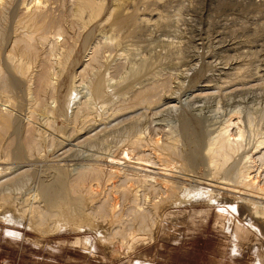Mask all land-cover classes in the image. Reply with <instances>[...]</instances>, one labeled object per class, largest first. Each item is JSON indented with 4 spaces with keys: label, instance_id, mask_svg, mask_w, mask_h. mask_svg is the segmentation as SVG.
<instances>
[{
    "label": "rangeland",
    "instance_id": "rangeland-1",
    "mask_svg": "<svg viewBox=\"0 0 264 264\" xmlns=\"http://www.w3.org/2000/svg\"><path fill=\"white\" fill-rule=\"evenodd\" d=\"M98 1L99 9L85 11L79 9L80 0H3L0 4V62L15 81L13 89L19 101L13 106L0 99L1 108L11 112L16 121L12 128L15 133L11 130L5 142L11 145L5 146L18 156L12 157L21 155L27 160L31 155L22 146L40 132L45 137L44 148L29 160L42 156L39 161L34 159L30 179L20 186L3 188L11 194L2 193L10 198V204L0 195V264H264V215L249 202L254 200L261 209L264 201L248 195L256 188L264 191V0ZM127 2L135 3L127 10L135 12L136 8L139 24V30L131 36L110 27L113 10L122 9ZM25 6L40 13L38 23L45 24L48 33L46 41L34 33L33 58L26 57L21 49L20 41L30 30L25 25ZM143 16L150 19L149 23L141 21ZM60 27L66 31H59ZM137 64L142 71L131 78ZM19 68L27 72L24 78ZM43 68H47L46 73ZM43 74L53 82L48 88L53 95L48 90L46 101L39 100L44 109L38 106L40 96L34 91ZM98 78H106V84L112 87L109 93L113 88H126L119 95L106 94V98L98 99L92 90ZM138 90L151 91L146 106L138 103ZM169 98L174 101L166 104ZM129 111L139 113L131 120L123 119L132 113ZM87 115L96 117L97 125L87 124ZM94 125L103 129L100 135L107 141L95 146L78 143L79 134L93 130ZM220 135L238 143L237 154H230L231 163L250 171L253 188L247 190L243 184L221 180L210 172L206 154L209 144L217 147L213 141ZM137 138L141 145L134 147ZM173 140L179 141L181 157L170 154L169 159L166 152L170 149L164 152L154 147L156 142L164 145ZM125 152L132 157L130 161ZM97 155L102 156L100 161L95 160ZM110 157L124 163L116 167L109 162ZM139 157L148 171L132 162ZM161 157L168 158L164 162L172 170L163 167ZM14 161L22 160L13 159L0 166L15 168ZM94 163L104 166V178L101 184L95 176V182L89 180L100 194L97 204L96 199L93 202L96 206L103 200L114 202L120 219L106 232L107 241L103 226H90L91 216V220L78 217L81 222L69 219L70 206L76 208L74 201L68 209L61 204L65 218L51 222V228L32 222V209L44 211L50 206L41 195V186L52 183L57 172H63L72 182L73 194H80L74 179L83 171L91 174L88 166ZM161 167L172 175L158 173ZM148 175L171 180L178 176L184 185L178 188L177 196L162 204L167 193L156 178ZM129 189L132 197L124 194ZM155 203L160 204L156 210ZM21 208L25 212L21 220L10 218ZM135 211L147 212L149 228L142 226L144 220L136 218ZM102 214L95 216L99 217L96 221L107 224ZM85 239L89 245L84 244Z\"/></svg>",
    "mask_w": 264,
    "mask_h": 264
},
{
    "label": "bare ground",
    "instance_id": "bare-ground-1",
    "mask_svg": "<svg viewBox=\"0 0 264 264\" xmlns=\"http://www.w3.org/2000/svg\"><path fill=\"white\" fill-rule=\"evenodd\" d=\"M119 1H121V0H118L117 2H119ZM3 2V0L1 1V3ZM42 2V1H41ZM0 3V4H1ZM4 4V3H3ZM38 4V3H37ZM39 4H40V1H39ZM39 4H38V6H39ZM132 4H135V3H132ZM132 4H131V2H127L126 4H125V7H123L122 9H119V10H113V23L111 24V26L110 27H113V28H115L116 29V31H118L119 33L118 34H120V33H123V34H125V35H128V36H131V35H134L138 30H139V24H138V22L136 21V19H137V14L135 13L136 12V8L134 9L135 10V12H133V11H129V10H127V9H131L133 6H132ZM2 5V4H1ZM42 5V4H41ZM34 6V5H33ZM10 7V6H9ZM35 7V6H34ZM43 7V6H42ZM41 7V8H42ZM79 7V6H78ZM101 7V5H99V1L97 0H80V10L81 11H85V10H92V9H94V8H97V9H99ZM114 7H117V5L116 6H114ZM122 7V6H121ZM25 9H26V11H24L25 12V25H26V27H28L30 30H29V32L26 34V36L25 37H23V39H21V43H23V46H22V53L23 54H26V57H27V55H29V58H30V56L32 57V56H35V51H34V49H35V47H34V44H33V40H34V35H38V38L40 39V40H44V41H46V39L48 38L47 36H48V33H47V35H46V30H47V28H46V26H45V24H39L38 22V16H39V14L40 13H38L37 11H31L32 9H31V7L30 6H25L24 7ZM33 8V7H32ZM38 8V7H37ZM45 8V7H44ZM31 9V10H30ZM36 9V8H35ZM34 10V9H33ZM39 10V9H38ZM42 10V9H41ZM105 10V9H104ZM23 12V11H22ZM78 13V12H77ZM2 14H3V11H2ZM105 15V14H104ZM1 16H3V15H1ZM111 16V15H110ZM6 17V16H5ZM51 17V16H50ZM86 17V16H85ZM140 17L141 16H139V19H140ZM89 17H87V20H89L88 19ZM0 19H2L1 17H0ZM41 19H42V17H41ZM68 19V18H67ZM139 19H138V21H139ZM3 20V19H2ZM71 20V19H70ZM149 18H144V16L141 18V21L143 22V23H149ZM105 21V20H104ZM104 21H101L102 23H104ZM5 22V21H4ZM56 22V21H55ZM65 22V21H64ZM83 22H84V20H83ZM85 22H86V20H85ZM142 22H141V24H142ZM155 22V21H154ZM69 23H71V22H69ZM75 23V22H74ZM151 23V22H150ZM76 24V23H75ZM79 24V23H78ZM87 24V23H86ZM105 24V23H104ZM48 25V24H47ZM82 25V24H81ZM49 26V25H48ZM47 26V27H48ZM56 26V25H55ZM60 26V25H59ZM72 26V25H71ZM101 26V24L99 25V27ZM104 26V25H103ZM105 27V26H104ZM109 27V28H110ZM107 28V27H106ZM26 29V28H25ZM48 29H49V27H48ZM55 29H57V27L55 28ZM60 29V30H59ZM58 30L59 31H61L62 32V29H63V27H62V29H61V27L59 28ZM65 29V28H64ZM63 29V33H64V31H66V30H64ZM92 29V28H91ZM52 30V29H51ZM54 30V29H53ZM73 30V29H72ZM71 30V31H72ZM32 31V32H31ZM57 31V30H56ZM1 32V31H0ZM34 33H36V34H34ZM53 33H54V31H53ZM59 33V32H58ZM94 33V32H93ZM105 33V32H104ZM50 34V33H49ZM66 34V33H65ZM64 34V35H65ZM90 34H92V33H90ZM117 34V33H116ZM23 35V34H22ZM57 36V35H56ZM60 36V35H59ZM70 36V35H69ZM122 37V36H121ZM3 38V37H2ZM52 38V37H51ZM54 39V38H53ZM20 40V39H19ZM65 40V39H64ZM53 41H55V40H53ZM89 41V40H88ZM56 42V41H55ZM36 43V42H35ZM71 44V43H70ZM57 45V44H56ZM74 45H76V42H75V44ZM66 47H67V45H66ZM65 47V48H66ZM69 47H70V45H69ZM62 48V47H61ZM72 48V47H71ZM71 48H69V49H71ZM20 49V50H21ZM37 49V48H36ZM68 49V48H67ZM64 50H66V49H64ZM64 50H63V52H64ZM73 52H74V48H73V50H72ZM94 53V52H93ZM37 54V53H36ZM95 54V53H94ZM94 54H93V56H94ZM22 55V54H21ZM62 56V55H61ZM67 56H68V54H67ZM37 57V56H36ZM66 57V56H65ZM33 58V57H32ZM94 58H95V56H94ZM52 59V58H51ZM97 59V58H96ZM95 59V60H96ZM47 60V59H46ZM94 60V61H95ZM64 61V60H63ZM145 61H147V59L145 60ZM14 62V61H13ZM61 62V61H60ZM17 63V62H16ZM45 63V62H44ZM62 63V62H61ZM144 63V62H143ZM59 64V63H58ZM65 64V63H64ZM138 64H139V62H138ZM137 64V69L136 70H134V71H132V74H131V78H135L136 76H139V74L141 73V71H142V68H139V65ZM18 64H16V66H17ZM21 65V64H20ZM31 65V64H30ZM29 65V66H30ZM46 65V64H45ZM50 65V64H49ZM56 65V64H55ZM136 65V64H135ZM42 66V65H41ZM44 66V65H43ZM144 66H145V64H144ZM59 67V66H58ZM26 68V67H25ZM41 68V67H40ZM134 68H136V67H134ZM134 68H131L132 70L134 69ZM12 69V68H11ZM43 70L45 71V70H47V68L46 69H44L43 68ZM42 70V71H43ZM10 71V70H9ZM19 73H21V77L22 78H24V76H26V74H27V72L25 71V70H21L20 68H19ZM18 71H17V73H18ZM82 71V70H81ZM18 73V74H19ZM41 73H43V72H41ZM45 73H46V71H45ZM47 73H48V71H47ZM49 74V73H48ZM51 74V73H50ZM8 75L9 74H7L6 73V71L4 70V68L2 67V65H1V62H0V99H2V100H4L5 102H8V103H10L9 105H13V106H16V105H18L19 104V101H17V96H16V94L14 93V89H13V85L15 84H13V81L8 77ZM11 75V74H10ZM38 75H41V74H38ZM45 74H43V76H44ZM12 77V76H11ZM14 77H17V76H14ZM20 77V78H21ZM45 77V78H44ZM43 77V79L41 78V80H39V78H40V76L38 77V83H37V87H36V89L34 90L35 91V93H36V95L35 96H37L38 94H39V96L40 97H38L37 96V103L39 104V103H43V99H44V101H46L45 100V98H44V95L45 94H47V91L49 90V93H50V89H48L50 86H51V84L53 83L51 80H50V78H49V75H45ZM100 77V76H99ZM18 78V77H17ZM51 78H53V77H51ZM126 78H128V76L126 77ZM137 78V77H136ZM16 81H18L17 79H15ZM128 80V79H127ZM126 80V81H127ZM109 81V80H108ZM108 81H107V83H108ZM15 82V81H14ZM52 82V83H51ZM92 83V82H91ZM17 84H19V83H17ZM128 84V83H127ZM90 85V84H89ZM34 86V85H33ZM53 86H54V84H53ZM53 86H52V88H53ZM125 86H128V85H125ZM205 86V85H204ZM203 86V87H204ZM207 86V85H206ZM15 87V86H14ZM91 87V86H90ZM118 87V86H117ZM109 88H111L112 89V87L111 86H108L107 84H106V78H105V80L103 79V78H98L94 83H93V85H92V90H93V94L98 98V99H101V98H106L107 96H105L106 94H108V95H110L111 96V94H121L122 92H123V90L126 88V87H118L117 89H115V88H113V90H111L112 92L111 93H109L108 92V90H109ZM211 88V87H210ZM203 89H209V88H203ZM52 90V89H51ZM152 90H153V88H152ZM159 90V89H158ZM143 91V90H142ZM201 91V90H200ZM59 92V91H58ZM126 92H127V90H126ZM148 92H151V91H144V92H139V90H138V93H137V95L139 94L140 96H139V101H138V103H140V105H147V104H149V95H148ZM48 93V94H49ZM56 93V92H55ZM61 93V92H60ZM154 93V92H153ZM50 94H52L53 95V92H51ZM71 94V93H70ZM124 94H126V93H124ZM156 94V93H155ZM189 95H191L190 93H188L187 94V96L189 97ZM61 96V95H60ZM109 96V97H110ZM112 97H114V96H112ZM120 97V96H119ZM136 97V96H135ZM202 97V96H201ZM33 98V97H32ZM93 98V97H92ZM29 99V98H28ZM97 99V100H98ZM171 98H169L168 100H167V102H166V104H170V103H172L174 100H170ZM36 100V99H35ZM39 100H41V102H39ZM63 100L65 101V95H64V97H63ZM68 100V99H67ZM106 100V99H105ZM1 101V100H0ZM1 102H3V101H1ZM35 102V101H34ZM94 102V101H93ZM97 102V101H96ZM36 103V104H37ZM41 103V104H42ZM65 103V102H64ZM63 103V104H64ZM107 103V102H106ZM110 103V102H109ZM21 104V103H20ZM38 105V106H42L41 108H43V104L42 105ZM83 104H84V102H83ZM8 105V106H9ZM69 105V104H68ZM34 106V105H33ZM65 106V105H64ZM19 107V106H18ZM40 107H39V109H40ZM83 107V106H82ZM88 107V106H87ZM16 108V107H15ZM36 108V107H35ZM44 109V108H43ZM64 109V108H63ZM5 110V111H4ZM41 110V109H40ZM39 110V111H40ZM108 110V109H107ZM82 111V110H81ZM80 111V112H81ZM102 111V110H101ZM140 111V110H139ZM139 111H138V113H139ZM38 112V111H37ZM41 112V111H40ZM94 112V111H93ZM97 112V111H96ZM128 112V111H127ZM130 112H132V111H129V113ZM34 113V112H33ZM49 113H51V112H49ZM95 113V112H94ZM117 113V112H116ZM122 113V112H121ZM138 113H134V112H132V113H130V114H126L125 116H124V118L123 119H125V118H131L132 116H136V114H138ZM59 114V113H58ZM99 114V113H98ZM124 114V113H123ZM13 114H11V112H9V111H6V109H2L1 108V106H0V164H2V163H9L11 160H22V161H20V162H18V161H14V162H12L14 165L16 164V167L15 168H12L11 167V165H9V166H0V174H2V175H0L1 176V178H0V195L3 193V192H5V191H2L3 190V188L6 186V188H8V186L10 187V185L11 186H20V185H22V184H24L28 179H30L29 177L31 176V174H32V170H31V167H32V165H33V162L35 161L34 159H36V161H39L40 159H42V156H36L34 159H32L33 160V162H31V161H29L30 160V158H31V156L32 155H37V153L39 152V150L41 149V147H43L44 148V143H45V137L43 136V132L41 133H39L38 135H37V137L35 138L34 137V139H32V141H30V140H28L27 142H28V144H27V146H22V147H24V148H26L25 150L26 151H24V152H27V155L29 154V155H31V156H29V159H27V160H25V159H22L21 158V155H19L20 157L19 158H17L18 156H17V154H15L17 157L16 158H14V157H12L14 154H13V149L11 150L10 148H8L11 144H9V146H8V144H5V142L7 141V139H8V136H9V134H10V131L12 130V128H14L15 126H16V121H15V119H14V117L12 116ZM79 115V114H78ZM84 115V114H83ZM77 116V115H76ZM75 116V117H76ZM88 116V115H87ZM101 116V115H100ZM119 116V115H118ZM18 117V116H17ZM81 117V116H80ZM90 117V118H89ZM38 118V117H37ZM78 118V117H77ZM87 118V120L86 121H88V123L87 124H90V123H96V120H95V118L96 117H94L93 115H91V116H88V117H86ZM89 118V119H88ZM134 118V117H133ZM136 118V117H135ZM84 120H85V118H83ZM97 119V118H96ZM80 120V119H79ZM120 120V119H119ZM122 120V119H121ZM131 120V119H130ZM181 120V119H180ZM49 121V120H48ZM105 121V120H104ZM124 121V120H123ZM85 122H83V123H85ZM116 122V121H115ZM120 122V121H119ZM185 122V121H184ZM75 123V122H74ZM111 123V122H110ZM121 123V122H120ZM87 124H85V125H87ZM106 124V123H105ZM104 124V125H105ZM138 124V123H137ZM51 125V124H50ZM96 125H97V123H96ZM184 125V124H183ZM103 126V125H102ZM109 126H110V124H109ZM132 126V125H131ZM134 126V125H133ZM138 126V125H137ZM188 125L186 124V126L185 127H187ZM86 127V126H85ZM101 127V126H100ZM105 127H106V125H105ZM108 127V126H107ZM107 127L105 128V129H107ZM139 127V126H138ZM184 127V126H183ZM131 128V127H130ZM93 130H89V131H87L86 130V132L85 133H81V134H79V136H78V143H83V144H85V143H90L91 145H99L100 143H102L101 142V140H102V136L100 135V133L102 132V130L103 129H101V128H99V126H95L94 125V128H92ZM100 129V130H99ZM133 129V128H132ZM119 130V129H118ZM223 130H224V128H223ZM41 131V130H40ZM112 131V130H111ZM129 131H131V130H129ZM135 131V130H134ZM12 132L13 133H15L13 130H12ZM33 132V131H32ZM107 132V131H106ZM201 132V131H200ZM34 133V132H33ZM135 133V132H134ZM221 133V132H220ZM224 133V132H223ZM242 133V132H241ZM103 134V133H102ZM104 134H106V133H104ZM198 134V133H197ZM200 134V133H199ZM225 134V133H224ZM11 135V134H10ZM171 136V135H170ZM241 136V135H240ZM106 137V136H105ZM138 137V136H137ZM140 137V136H139ZM193 137V136H192ZM199 137V136H198ZM31 139V138H30ZM104 139V138H103ZM138 139V138H137ZM144 138H142L141 139V141L143 140ZM198 139V138H197ZM12 140V139H11ZM140 139H138V140H136V141H134L133 142V146L135 147V145H138L139 143V145H141V142L139 141ZM216 142L215 141H213L214 142V144H217L216 146V148H214V146L215 145H213V147H211L210 146V144H209V148H208V151H207V160L209 161V164H210V167H211V173L212 174H214V175H216L217 177L218 176H220L219 178H221V180H230V181H235V183L236 182H238V183H240V185L241 184H243L244 186H245V188L246 187H252L253 188V186L252 185H254V182H252V178H250V171L248 170V169H246L245 167H243V165L241 166H239V167H237L236 165H234V164H232L231 162V153L233 152H235V151H237V148H238V143L237 144H234V143H232L231 142V140L226 136V135H220V136H218L216 139ZM103 141V140H102ZM105 141V140H104ZM103 141V142H104ZM107 141V140H106ZM105 141V142H106ZM132 141V140H131ZM157 141V140H156ZM239 141V140H238ZM14 142V141H13ZM177 142H179L178 140H173V142H168V143H165L164 145H160L159 144V142H156V143H154V147L156 148V149H160L161 148V150L162 151H164L163 149H170V150H172V151H167L166 152V150L164 151V152H166V153H168L169 155L170 154H172V156H178V157H181L182 156V152H180L179 153V148H178V144L179 143H177ZM236 142V141H235ZM9 143V142H8ZM5 145H7V146H5ZM71 145H73V144H71ZM121 146V145H120ZM132 146V145H131ZM242 146V145H241ZM7 147V148H6ZM12 147V146H11ZM93 147V146H92ZM139 147V146H138ZM14 148V147H13ZM42 148V149H43ZM118 148V147H117ZM241 148V147H240ZM136 149H138V148H136ZM98 150V149H97ZM105 150V149H104ZM238 150H239V148H238ZM42 151V150H41ZM101 151V150H100ZM128 151V150H127ZM181 151H183L182 149H181ZM19 152V151H18ZM15 153V152H14ZM20 153V152H19ZM125 153H127V152H125ZM124 153V154H125ZM191 153H193V152H191ZM201 153V152H200ZM236 154H237V152H235ZM235 153H234V155H235ZM240 153V152H239ZM238 153V154H239ZM13 154V155H12ZM25 154V153H24ZM167 154V155H168ZM173 154H175V155H173ZM181 154V155H180ZM186 153H184V155H185ZM203 154V153H202ZM14 155V156H15ZM23 155V154H22ZM96 155V154H95ZM95 155H92V156H95ZM132 155V154H131ZM165 155V154H164ZM183 155V156H184ZM192 155V154H191ZM264 155V154H263ZM100 156V155H99ZM98 155L96 156V157H98V159H95L96 161H100L101 159H102V156L101 157H99ZM190 156V155H189ZM233 156V155H232ZM24 157V156H23ZM61 157V156H60ZM95 157V158H96ZM128 160L130 159L131 160V156H130V154L129 153H127L126 154V156H125ZM143 157V156H142ZM160 157V156H159ZM168 157V156H167ZM185 157V156H184ZM193 157V156H192ZM28 158V157H27ZM63 158V157H62ZM92 158V157H91ZM111 158V157H110ZM122 158V157H121ZM162 159L161 160H163V167H164V165H166V168L169 166L168 164H166L164 161H167L168 162V158L169 159H171V155L168 157V158H163V157H161ZM174 157H172V160H174L173 159ZM188 158V157H187ZM87 159V158H86ZM124 159V158H123ZM136 159H137V157H136ZM139 160H136V161H132L133 163H137V167L136 168H138V169H141V170H146V171H148V169H146V168H144L143 167V165H146V166H148L146 163H143V161H141V157H139L138 158ZM178 159H180V158H178ZM183 159V158H182ZM189 160H190V158H188ZM93 160V159H92ZM129 160V161H130ZM148 160V159H147ZM172 160H169V162L171 161L172 162ZM181 160V159H180ZM7 161V162H6ZM123 161V160H122ZM121 161V159L119 158V159H116V158H111L110 160H109V162L111 163V164H113V165H116V167L118 166V165H121V164H123L124 163V161L122 162ZM165 163V164H164ZM95 164V163H94ZM90 164L88 167H89V169L88 170H90V171H92V173L91 174H89L90 172H88V171H83V172H81L79 175H78V177H77V179H74V180H76V182L75 183H73L74 185H77L78 187H79V189H80V191H81V193L80 194H73V192H72V189H74V188H72V186H71V183H70V181H69V179L67 178V180H66V178L64 177V175H65V173L64 174H62V173H59V172H57V174L55 175V178H54V180H52L51 182L52 183H50V184H41V185H43V186H41V188H39L40 189V192L42 193L41 195H43V198L46 200V203H48L49 202V205H47V206H49V208L48 209H46V210H44V211H42V209H41V211H36V210H38V209H36V207H35V211L33 210H31V212L33 213V214H31L32 215V222H35L36 223V225H39V227L41 226V225H43L44 227V229L46 228L45 226L47 225V227H50L51 225H50V223L51 222H54V221H56V222H61L62 220H64V215H63V211H62V206H65V208L67 207V209H68V207L70 206L69 204L70 203H72L71 201H74V204L76 205V208H74V207H72V206H70V208H69V210H70V214H68L69 215V219H71V220H73V221H78L79 219H78V217H82V219H84V218H86V220L88 219V220H91V218H92V222H90L91 224H90V226L91 227H93L94 229H96V228H99V227H101V226H103L102 227V230H103V232L102 233H104V240L105 241H107V239H108V234H106V232H108L109 230H111V228H112V225L116 222V221H119L118 220V213H117V211H116V209H115V204H114V202H111V201H108V200H103L102 202H100L97 206L95 205V203L94 202H98V200H97V198L100 196V194L98 195V193L97 192H99V191H97V190H95V191H97V192H95L93 189H92V187H91V185H89V180H91L92 179V177L93 176H95L94 177V179L95 180H97L100 184L102 183V181H103V176H104V166L102 165V164ZM238 164V163H237ZM246 164V163H245ZM168 165V166H167ZM180 165V164H179ZM182 165H184V164H182ZM155 166V165H154ZM176 166V165H175ZM115 167V166H114ZM163 167H161L159 170H158V173H161V174H163L164 176L166 175V176H170V175H172L171 173L172 172H169L168 173V171H166L165 169L166 168H163ZM179 167V166H178ZM34 168V167H33ZM85 168H87V167H85ZM159 168V167H158ZM169 169H171L172 170V168H170V167H168ZM184 170H188V169H186L185 167H182ZM52 169V168H51ZM112 169H113V167H112ZM58 170V169H57ZM168 170V169H167ZM170 170V171H171ZM173 170H174V168H173ZM55 171V170H54ZM79 172V171H78ZM151 172V171H150ZM176 172V171H175ZM116 173V171L114 172V174ZM174 174V173H173ZM52 175V174H51ZM68 176H69V174H67ZM76 176V175H75ZM112 176V175H111ZM146 176V175H145ZM149 176V178H156L158 181V185H159V187H162V189L164 190V193H167V195L163 198V200H162V204H163V202H165L166 203V201H167V199H171V198H173V197H175V196H177V190H178V188H181V184H183L182 182H180L179 180H177V177L178 176H176V175H174V176H176V180H171V179H169V178H166V177H161V176H159V177H156V176H154V175H148ZM70 177V176H69ZM115 177V176H114ZM215 177V176H214ZM47 178V177H46ZM51 178V177H50ZM197 178V177H196ZM94 179H92V180H94ZM182 179V178H181ZM216 179V178H215ZM67 181V183H66V181ZM95 180H94V182H95ZM107 180V179H106ZM109 180V179H108ZM128 180V179H127ZM142 180H143V178H142ZM219 180V179H218ZM48 181V180H47ZM138 181V180H137ZM146 181V180H145ZM194 181H199L198 179L197 180H194ZM50 182V181H49ZM48 182V183H49ZM90 182H93V181H90ZM141 183V182H140ZM149 184V183H148ZM111 185V184H110ZM184 185V184H183ZM239 187V186H238ZM238 187H236V188H238ZM5 188V189H6ZM111 188V187H110ZM129 188V187H128ZM134 188V187H133ZM184 188V187H183ZM251 188V189H252ZM4 189V190H5ZM12 189V188H11ZM100 189V188H99ZM130 189H132L131 187H130ZM129 189V190H130ZM240 189V188H239ZM247 189V188H246ZM257 190L256 191H251L250 192V194H248L250 197H254V198H257V199H262L263 201H264V191H263V188H260L259 190H258V188H256ZM126 190V192H124V194H125V196H127V195H133V192L130 190ZM135 190V189H134ZM185 190H187L186 188H185ZM248 190V189H247ZM6 191H7V189H6ZM10 191V190H9ZM75 191V190H74ZM183 191V190H182ZM243 191V190H242ZM250 191V190H249ZM39 192V191H38ZM6 193V195L7 196H11V194H9V193H7V192H5ZM4 193V194H5ZM245 193V192H244ZM247 193V192H246ZM4 194H2V195H4ZM151 194V193H150ZM213 195V194H212ZM13 196V195H12ZM135 196V195H134ZM132 197V196H131ZM159 197V196H158ZM127 198H129V197H127ZM1 199V198H0ZM96 199V200H95ZM130 199V198H129ZM175 199V198H174ZM93 200H95L94 202H93ZM110 200V199H109ZM142 200V199H141ZM172 200V199H171ZM250 200V199H249ZM1 201V200H0ZM3 201H5V202H7V203H9V202H11V200H10V198L9 197H6L5 195L3 196ZM13 201V200H12ZM123 201V200H122ZM129 201H131V200H129ZM168 201H170V200H168ZM97 202H96V204H97ZM134 202V201H133ZM250 202V204L252 205V208H253V206H254V208H255V210H256V212L257 213H260V214H262V215H264V204H263V208H261V209H259V208H257L258 206H257V203L254 201V200H250L249 201ZM1 203V202H0ZM13 203V202H12ZM90 203V204H89ZM117 203V202H116ZM156 203H159V202H156ZM154 204V209L155 208H158V206L160 205H158V204ZM246 203V202H245ZM2 204V203H1ZM10 204V203H9ZM15 204V203H14ZM61 204H63L62 206H61ZM87 204L88 205H90V207H87ZM161 204V205H162ZM247 204V203H246ZM4 205V204H3ZM42 205V204H41ZM74 205V206H75ZM4 206H6V205H4ZM37 206V205H36ZM60 206H61V208H60ZM135 206V205H134ZM13 207V206H12ZM138 207V206H137ZM9 208V207H8ZM38 208V207H37ZM43 208V207H42ZM74 208V209H73ZM136 208V207H135ZM253 208V209H254ZM10 209V208H9ZM26 210V209H25ZM68 210V211H69ZM84 210V211H83ZM133 210V209H132ZM152 210V209H151ZM156 210V209H155ZM14 211V210H13ZM72 211V212H71ZM90 211V212H89ZM153 212H155L154 210H152ZM254 211V210H253ZM10 212V211H9ZM78 212H82V214L81 215H77L78 214ZM133 212V211H132ZM136 212V211H135ZM146 211H144V213L143 212H140V211H138V212H136L137 213V215H136V218H137V216H138V218L139 219H142V220H144V222L142 221V226L143 227H145L146 229L147 228H149V226H148V222H151V221H148L147 223H146V221L148 220H146V218H149L148 216L146 217V215L145 214H147V212L145 213ZM151 212V211H150ZM23 213H25L24 212V210H23V208H21V209H18V212H16L15 213V215L13 214V215H10V218L12 217L13 218V220L15 219V220H21V217L23 216ZM77 213V214H76ZM101 213H103L102 215H104V217L103 216H101V217H103V219H104V221H105V223H107V224H104V223H98L97 221H96V219L97 218H99V217H95L96 215H100ZM11 214V213H10ZM148 214H149V212H148ZM152 214H156V212L155 213H152ZM151 214V215H152ZM158 215V214H157ZM91 216V218H89ZM153 216V215H152ZM154 217V216H153ZM153 217H152V219H153ZM156 217V216H155ZM67 218V217H66ZM81 219V218H80ZM82 219L81 220H79L80 222L82 221ZM155 219V218H154ZM100 221H102V220H100ZM79 222V223H80ZM97 223V225H95ZM57 224V223H56ZM81 225V224H80ZM55 227V226H54ZM51 228V227H50ZM101 230V231H102ZM120 231V230H119ZM100 232V231H99ZM110 232V231H109ZM124 235V234H123ZM78 241H81L80 239L78 240ZM133 241V240H132ZM84 244L85 245H89V240L88 239H85L84 240ZM83 244V245H84ZM130 245H132L131 244V242H130ZM91 246V245H90Z\"/></svg>",
    "mask_w": 264,
    "mask_h": 264
},
{
    "label": "built area",
    "instance_id": "built-area-1",
    "mask_svg": "<svg viewBox=\"0 0 264 264\" xmlns=\"http://www.w3.org/2000/svg\"><path fill=\"white\" fill-rule=\"evenodd\" d=\"M1 264H15L14 262L9 263V262H2Z\"/></svg>",
    "mask_w": 264,
    "mask_h": 264
}]
</instances>
